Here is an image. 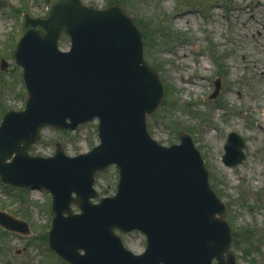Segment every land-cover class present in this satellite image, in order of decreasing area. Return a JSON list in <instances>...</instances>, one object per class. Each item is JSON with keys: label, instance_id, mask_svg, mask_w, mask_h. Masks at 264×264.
<instances>
[{"label": "water", "instance_id": "1", "mask_svg": "<svg viewBox=\"0 0 264 264\" xmlns=\"http://www.w3.org/2000/svg\"><path fill=\"white\" fill-rule=\"evenodd\" d=\"M46 2L44 13H24L15 33L26 97L24 108L7 111L0 123V179L50 192L49 248L68 264H237L225 205L191 135L180 132L179 142L164 145L148 132L147 115L164 90L133 16L117 3ZM62 33L67 50L58 47ZM94 118L99 143L88 151L70 156L57 143L53 155L29 154L43 127L74 129ZM242 146L230 132L223 162L239 163ZM111 164L116 191L100 196L95 174ZM0 224L28 231L2 210ZM116 229L143 233V251L127 249Z\"/></svg>", "mask_w": 264, "mask_h": 264}, {"label": "rangeland", "instance_id": "2", "mask_svg": "<svg viewBox=\"0 0 264 264\" xmlns=\"http://www.w3.org/2000/svg\"><path fill=\"white\" fill-rule=\"evenodd\" d=\"M97 7L107 0H83ZM0 7V121L8 109L20 110L25 88L21 67L14 63L12 45L21 14L42 13L45 0H7ZM145 33L144 54L164 85L161 103L147 116L150 135L159 143L191 134L209 171L210 185L225 203L231 226V250L238 264H264V0H115ZM127 2V3H126ZM59 48L69 46L62 35ZM2 64L5 67H1ZM221 80L213 97L214 81ZM244 139V159L222 161L227 134ZM30 152L51 155L60 142L69 155L98 143L97 121L75 130L45 127ZM115 166L95 176L101 195H112ZM51 196L42 189L10 188L0 181V209L28 223L22 234L0 225V264H67L48 248ZM74 210L78 208L73 205ZM124 245L137 253L145 246L138 231L118 232ZM215 263V260L213 261Z\"/></svg>", "mask_w": 264, "mask_h": 264}, {"label": "trees", "instance_id": "3", "mask_svg": "<svg viewBox=\"0 0 264 264\" xmlns=\"http://www.w3.org/2000/svg\"><path fill=\"white\" fill-rule=\"evenodd\" d=\"M109 1L108 3H112V2H115V0H107ZM127 3V2H126ZM137 22V21H136ZM138 23V22H137ZM140 25V23H138ZM141 27V26H140ZM142 29V28H141ZM142 31H144V29H142ZM143 36H145V33L143 32Z\"/></svg>", "mask_w": 264, "mask_h": 264}, {"label": "flooded vegetation", "instance_id": "4", "mask_svg": "<svg viewBox=\"0 0 264 264\" xmlns=\"http://www.w3.org/2000/svg\"><path fill=\"white\" fill-rule=\"evenodd\" d=\"M264 74V73H263ZM263 119H264V116H263Z\"/></svg>", "mask_w": 264, "mask_h": 264}]
</instances>
